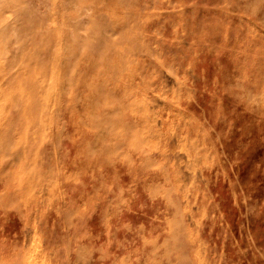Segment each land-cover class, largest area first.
I'll list each match as a JSON object with an SVG mask.
<instances>
[{
	"label": "rangeland",
	"instance_id": "rangeland-1",
	"mask_svg": "<svg viewBox=\"0 0 264 264\" xmlns=\"http://www.w3.org/2000/svg\"><path fill=\"white\" fill-rule=\"evenodd\" d=\"M198 262L264 264V0H0V264Z\"/></svg>",
	"mask_w": 264,
	"mask_h": 264
},
{
	"label": "bare ground",
	"instance_id": "bare-ground-1",
	"mask_svg": "<svg viewBox=\"0 0 264 264\" xmlns=\"http://www.w3.org/2000/svg\"><path fill=\"white\" fill-rule=\"evenodd\" d=\"M201 261V260H200ZM199 263V262H198ZM200 264V263H199Z\"/></svg>",
	"mask_w": 264,
	"mask_h": 264
}]
</instances>
